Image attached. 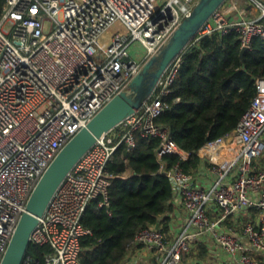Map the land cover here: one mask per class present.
Here are the masks:
<instances>
[{
  "label": "built area",
  "instance_id": "2783aa9c",
  "mask_svg": "<svg viewBox=\"0 0 264 264\" xmlns=\"http://www.w3.org/2000/svg\"><path fill=\"white\" fill-rule=\"evenodd\" d=\"M199 0H5L0 18V264L36 184L52 161L117 95L129 89L147 60L190 15ZM230 1V0H228ZM227 1V2H228ZM221 7L171 64L151 99L80 160L56 191L32 234L31 245L49 247L44 264H81L82 243L92 236L83 220L94 201L110 206V171L117 151L134 150L137 133L159 140V174L173 186V205L186 216L173 235L159 227L140 230L128 259L145 248L157 264L186 261L204 239L228 264H264V78L237 128L207 142L193 172L158 118L165 97L193 43L205 35L237 32L242 49L264 40V2ZM250 9H255L252 12ZM29 258L27 259V261Z\"/></svg>",
  "mask_w": 264,
  "mask_h": 264
},
{
  "label": "trees",
  "instance_id": "16d2710c",
  "mask_svg": "<svg viewBox=\"0 0 264 264\" xmlns=\"http://www.w3.org/2000/svg\"><path fill=\"white\" fill-rule=\"evenodd\" d=\"M4 5L5 0H0V18ZM261 78L264 40L254 39L244 54L237 32L213 33L193 43L172 93L165 97L169 108L157 120L169 127L173 140L190 154L183 161L178 155L167 156L169 167L180 162L187 173L198 169L197 152L237 128ZM136 137L137 147L129 151L122 146L110 164L116 176L110 206L99 207L97 200L85 214L83 224L93 235L81 239V264H132L129 248L140 230L158 226L165 234L171 231L174 191L170 180L158 173L159 140L140 133ZM48 252L49 247L31 245L24 264H44Z\"/></svg>",
  "mask_w": 264,
  "mask_h": 264
},
{
  "label": "water",
  "instance_id": "95a60500",
  "mask_svg": "<svg viewBox=\"0 0 264 264\" xmlns=\"http://www.w3.org/2000/svg\"><path fill=\"white\" fill-rule=\"evenodd\" d=\"M228 0H199L172 35L152 55L129 89L114 97L52 161L36 184L1 264H24L31 237L56 191L80 160L106 134L140 110L153 96L171 64L198 37ZM248 48L243 49V54ZM158 227V226H157Z\"/></svg>",
  "mask_w": 264,
  "mask_h": 264
},
{
  "label": "crops",
  "instance_id": "0c3cea01",
  "mask_svg": "<svg viewBox=\"0 0 264 264\" xmlns=\"http://www.w3.org/2000/svg\"><path fill=\"white\" fill-rule=\"evenodd\" d=\"M236 1V0H235ZM241 1V0H237ZM264 2V0H262ZM233 1H231L232 3ZM243 2V1H241ZM252 12H256L255 9H250ZM261 159H264L261 158ZM260 166L264 169V160H259ZM172 214V222H171V232L173 235L176 233H179L181 229L183 228V224L185 222L186 216L184 214V209L180 201H177L174 204V210ZM149 255V256H148ZM136 259H139V261L147 264L151 262L152 254L149 253L148 250L145 248L140 249L138 253L135 255ZM204 259V260H203ZM186 261H196L201 263V261L204 264H228L229 263V257L228 255L221 249H217L214 247L209 240H202L195 252L191 254L189 257H187Z\"/></svg>",
  "mask_w": 264,
  "mask_h": 264
},
{
  "label": "rangeland",
  "instance_id": "374dc122",
  "mask_svg": "<svg viewBox=\"0 0 264 264\" xmlns=\"http://www.w3.org/2000/svg\"><path fill=\"white\" fill-rule=\"evenodd\" d=\"M241 1H244V0H241ZM230 2H231V0L228 1V2L225 4V7L229 6ZM263 157H264V155H263L261 158H263ZM261 158L259 159L260 162H261V160H264V159H261ZM257 162L259 163V161H257ZM148 256H149V255H148ZM151 259H152L151 262H149V263H147V264H157V262H156V260H157L156 255L152 256ZM203 260H204V259H203ZM139 262H141V261H139ZM200 264H204V263L201 261Z\"/></svg>",
  "mask_w": 264,
  "mask_h": 264
}]
</instances>
